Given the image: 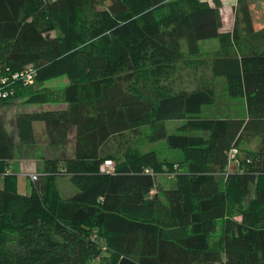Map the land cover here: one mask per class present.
Segmentation results:
<instances>
[{
  "label": "trees",
  "instance_id": "obj_1",
  "mask_svg": "<svg viewBox=\"0 0 264 264\" xmlns=\"http://www.w3.org/2000/svg\"><path fill=\"white\" fill-rule=\"evenodd\" d=\"M249 1L236 0L223 31L220 0H0V103L64 104L18 113L19 141H34V122L51 146L74 129L71 156L44 158L23 193L0 119V264H264V26L253 27ZM207 39L217 47L204 55ZM182 62L207 63L245 115L200 117L213 81L175 89ZM27 66L31 83L12 77ZM63 75L61 89L44 85ZM166 120L184 122L167 132ZM144 128L181 157L123 144ZM114 139L120 157L108 151ZM164 173L173 187L156 180ZM58 176L76 191L60 195Z\"/></svg>",
  "mask_w": 264,
  "mask_h": 264
},
{
  "label": "rangeland",
  "instance_id": "obj_2",
  "mask_svg": "<svg viewBox=\"0 0 264 264\" xmlns=\"http://www.w3.org/2000/svg\"><path fill=\"white\" fill-rule=\"evenodd\" d=\"M212 3V0H208ZM221 8V30L226 31L232 29L236 13V0H220ZM249 16L254 28L264 26V0H250L248 2ZM202 54L206 55L209 51L217 47L215 39L202 40L198 43ZM212 79L215 90V101L210 105H204L200 113L202 118H219V117H243L245 115V102L242 97L229 96L225 88V80L223 77L212 76L209 65L198 64L189 66L185 63H179L177 71L169 79V84L173 85L175 89H193L198 81ZM67 83L66 76H59L49 79L44 82V85L51 90L57 91ZM62 102H50L44 104L26 103L24 99L19 97L7 103H0V119L3 127L13 146V157L9 161V169L17 178V188L20 192L26 193L30 191L31 175L40 170L43 159L46 157H68L71 156L74 145V129L71 128L69 132L68 142L62 146H51L48 144L44 124L42 122H34V141L31 144L21 143L18 139L17 128L15 124L16 115L20 112L40 111L45 109H55L63 107ZM184 120H166L165 127L167 132H173L178 125ZM147 128L142 130L138 136L125 133L123 140L124 145L135 147L139 151L154 150L160 160L175 161L181 157L177 150L171 149L167 146L164 140L156 142H149L146 138ZM128 139V141H125ZM258 139H251L249 142H243L241 149L255 150ZM118 142L117 139L109 142L108 151L121 156L120 151H116ZM119 147V146H118ZM113 161L112 159L110 160ZM231 161V160H230ZM166 164V163H164ZM215 172V171H214ZM222 171H220L221 173ZM225 172V171H223ZM219 174V172L217 171ZM226 178L225 173L222 175ZM156 180L161 182L160 185L171 186L175 185L173 176L169 174H158ZM56 187L63 197H67L76 191V187L71 184L68 177L58 176L55 180ZM153 193V191H151ZM161 197V195H159ZM105 255V253H103ZM224 259V256H223ZM99 258L90 260L87 264H98ZM219 264V263H216Z\"/></svg>",
  "mask_w": 264,
  "mask_h": 264
},
{
  "label": "built area",
  "instance_id": "obj_3",
  "mask_svg": "<svg viewBox=\"0 0 264 264\" xmlns=\"http://www.w3.org/2000/svg\"><path fill=\"white\" fill-rule=\"evenodd\" d=\"M12 77L13 78H22L25 81V83H31L33 81V78H34V70L31 66H27L23 70L13 73ZM6 95H8V92L6 90L0 89V100L2 97H5ZM236 152L237 151L234 148L230 150L229 162L234 161L236 159L235 158ZM101 170L112 171L113 170V162H111L110 160L104 161V163L101 165ZM34 177H35V173H33L30 178L32 179Z\"/></svg>",
  "mask_w": 264,
  "mask_h": 264
},
{
  "label": "crops",
  "instance_id": "obj_4",
  "mask_svg": "<svg viewBox=\"0 0 264 264\" xmlns=\"http://www.w3.org/2000/svg\"><path fill=\"white\" fill-rule=\"evenodd\" d=\"M259 28V27H258Z\"/></svg>",
  "mask_w": 264,
  "mask_h": 264
}]
</instances>
